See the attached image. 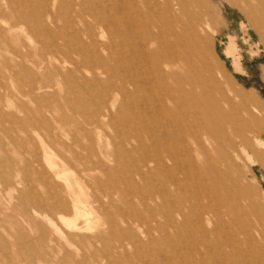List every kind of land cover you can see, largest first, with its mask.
Instances as JSON below:
<instances>
[{
	"label": "rangeland",
	"instance_id": "374dc122",
	"mask_svg": "<svg viewBox=\"0 0 264 264\" xmlns=\"http://www.w3.org/2000/svg\"><path fill=\"white\" fill-rule=\"evenodd\" d=\"M0 264H264V0H0Z\"/></svg>",
	"mask_w": 264,
	"mask_h": 264
}]
</instances>
